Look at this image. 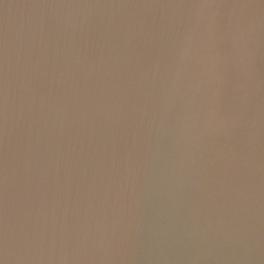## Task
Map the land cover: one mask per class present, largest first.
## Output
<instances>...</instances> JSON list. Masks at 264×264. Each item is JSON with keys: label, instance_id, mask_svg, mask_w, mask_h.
Segmentation results:
<instances>
[{"label": "water", "instance_id": "water-1", "mask_svg": "<svg viewBox=\"0 0 264 264\" xmlns=\"http://www.w3.org/2000/svg\"><path fill=\"white\" fill-rule=\"evenodd\" d=\"M0 264H264V0H0Z\"/></svg>", "mask_w": 264, "mask_h": 264}]
</instances>
